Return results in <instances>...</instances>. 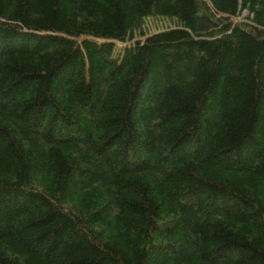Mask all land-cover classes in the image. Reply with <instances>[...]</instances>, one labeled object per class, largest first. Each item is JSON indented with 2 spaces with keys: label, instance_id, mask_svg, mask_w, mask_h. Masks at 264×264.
Wrapping results in <instances>:
<instances>
[{
  "label": "trees",
  "instance_id": "1",
  "mask_svg": "<svg viewBox=\"0 0 264 264\" xmlns=\"http://www.w3.org/2000/svg\"><path fill=\"white\" fill-rule=\"evenodd\" d=\"M0 264H264V0H0Z\"/></svg>",
  "mask_w": 264,
  "mask_h": 264
},
{
  "label": "rangeland",
  "instance_id": "2",
  "mask_svg": "<svg viewBox=\"0 0 264 264\" xmlns=\"http://www.w3.org/2000/svg\"><path fill=\"white\" fill-rule=\"evenodd\" d=\"M246 14L247 13L244 12L241 15V17H246L247 16ZM175 26H176V23H173V22L170 23L166 19H159V18H150L145 23V27H147L146 28L147 36L150 34L171 28V27H175Z\"/></svg>",
  "mask_w": 264,
  "mask_h": 264
}]
</instances>
